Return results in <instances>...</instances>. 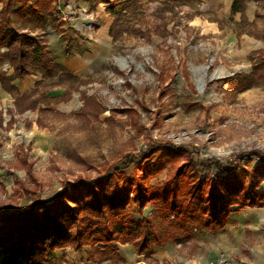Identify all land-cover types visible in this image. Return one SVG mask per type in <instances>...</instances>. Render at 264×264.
Here are the masks:
<instances>
[{
	"label": "rangeland",
	"instance_id": "374dc122",
	"mask_svg": "<svg viewBox=\"0 0 264 264\" xmlns=\"http://www.w3.org/2000/svg\"><path fill=\"white\" fill-rule=\"evenodd\" d=\"M225 1L241 11L232 14ZM66 2L85 10L86 17L74 21L85 25L89 19L95 28L76 31L72 23L57 21L54 9L45 28L34 35L46 43L60 36L62 56L87 57V66L78 75L65 68L76 80L64 75L26 91L21 87L22 94L36 91L44 97H35L36 110L8 114L14 98L0 86V212L26 210L35 201L55 199L65 184L106 178L115 171L137 180L142 189V166L149 160L156 166L172 147L190 150L196 175L213 181L226 176L218 173L216 163L243 176L264 160V70L253 75L264 59V0H139L116 25L105 4ZM32 26L15 24L18 30L34 32ZM2 69L10 71L7 64ZM248 77L257 84L236 91ZM150 143L163 150L123 168L127 157L138 156ZM184 162H173L149 186H162ZM256 177V192L264 191V169ZM152 208L147 204L140 217H148ZM131 215L139 217L135 208ZM118 245L123 263L97 255L90 259L94 249L102 248L97 244L79 251L56 249L55 262L143 260L134 253L124 256ZM166 246L172 252L181 249L171 242ZM189 252L182 249V255ZM81 255L86 262L79 261Z\"/></svg>",
	"mask_w": 264,
	"mask_h": 264
},
{
	"label": "trees",
	"instance_id": "16d2710c",
	"mask_svg": "<svg viewBox=\"0 0 264 264\" xmlns=\"http://www.w3.org/2000/svg\"><path fill=\"white\" fill-rule=\"evenodd\" d=\"M94 1L107 5L112 25H116L124 11L139 0ZM179 1L190 3L193 0ZM0 5V86L14 98V109H8L7 113L36 110L35 97L41 94L36 95V91L19 94L13 81H22L35 73L41 74L44 80L60 79L64 75L77 78L54 63L41 35H34L27 29L18 30L15 24L27 26L33 22L31 29H44L47 16L58 8V2L0 0ZM240 11L233 3L232 14ZM4 64L13 71V76L2 69ZM260 69L264 70V59L254 67L253 75L259 74ZM256 84L257 81L248 77L245 83H238L235 90L242 91ZM41 98L44 97L41 95ZM38 112L42 113L40 109ZM12 121L13 118L8 128ZM1 123L0 112V126ZM161 150L163 147L150 143L138 156L127 157L122 166L143 163ZM190 155L187 148L172 147L157 159L156 166L149 160L142 166L145 174L142 189L137 180L125 179L122 173L115 171L106 178L65 184L55 199L35 201L26 210L0 212V264H56V249L71 247L79 251L86 245L94 247L96 244L102 248L94 249L90 259L97 255L100 260L118 261L117 243L132 246L137 255H143L144 261L152 264L156 248L168 242L183 244L203 232L215 233L228 223L230 214L245 208L264 207V191L256 192V174L264 169V160L252 172L243 171V176L228 165L216 163L218 173L226 176L213 181L196 175ZM178 159L185 162L175 168L162 186H149L150 180ZM147 204L152 205V211L148 217L141 218ZM133 208L139 217L131 215Z\"/></svg>",
	"mask_w": 264,
	"mask_h": 264
},
{
	"label": "crops",
	"instance_id": "0c3cea01",
	"mask_svg": "<svg viewBox=\"0 0 264 264\" xmlns=\"http://www.w3.org/2000/svg\"><path fill=\"white\" fill-rule=\"evenodd\" d=\"M66 1L57 0L58 4H63ZM231 3V1H225V7L230 8ZM39 31L41 29H35L32 33L36 34ZM99 31L103 32V27L97 31V34ZM65 35L69 37L68 33H65ZM59 42H62L60 36L54 35L46 43L52 60L70 70L74 75L80 74L87 66V57L79 56V59L78 57L64 58ZM7 75L13 76V71L10 69ZM43 80L41 74L35 73L22 81H13L12 85L22 94L21 87H24V91H26ZM167 244L163 246L164 248L155 249L154 263L152 264H213L216 262H222V264H264V209L245 208L240 212L232 213L229 215L228 223L223 229L215 233L203 232L196 234L191 241L183 244L178 243L180 246L178 248H181L178 251L172 252V249L167 248ZM118 246L122 248V252L126 257L133 256L132 253L137 258L142 256L143 260H130L131 263L148 264L144 261V256L137 255L132 246L128 244ZM187 248H190L191 252L182 255V249ZM119 258L120 262L123 263L124 257L119 255ZM86 260L85 255L79 257L80 262H86Z\"/></svg>",
	"mask_w": 264,
	"mask_h": 264
},
{
	"label": "built area",
	"instance_id": "2783aa9c",
	"mask_svg": "<svg viewBox=\"0 0 264 264\" xmlns=\"http://www.w3.org/2000/svg\"><path fill=\"white\" fill-rule=\"evenodd\" d=\"M85 15H86L85 10L81 9L80 7L79 8L75 7L71 2H65L61 6L58 5L56 13H54V17L56 18L57 21L62 22L64 24L68 22L72 23L73 28L76 31L79 32H81L82 30L92 31L95 28L92 20L88 19L85 25L80 23L81 21L73 20L74 18L79 19L80 17H84ZM72 20L74 21V23L72 22ZM213 264H221V262H216Z\"/></svg>",
	"mask_w": 264,
	"mask_h": 264
}]
</instances>
